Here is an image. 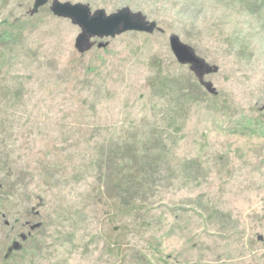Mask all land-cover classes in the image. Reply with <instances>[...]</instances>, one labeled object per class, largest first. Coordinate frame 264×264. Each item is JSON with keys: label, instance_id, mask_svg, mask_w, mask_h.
I'll return each instance as SVG.
<instances>
[{"label": "rangeland", "instance_id": "1", "mask_svg": "<svg viewBox=\"0 0 264 264\" xmlns=\"http://www.w3.org/2000/svg\"><path fill=\"white\" fill-rule=\"evenodd\" d=\"M53 1L0 0V264H264V0H59L156 23L83 53Z\"/></svg>", "mask_w": 264, "mask_h": 264}, {"label": "water", "instance_id": "2", "mask_svg": "<svg viewBox=\"0 0 264 264\" xmlns=\"http://www.w3.org/2000/svg\"><path fill=\"white\" fill-rule=\"evenodd\" d=\"M50 0H35L31 14L34 15L47 5ZM54 15L62 18H69L73 24L81 28V33L77 37L76 47L83 53L91 49L94 43L92 38L115 37L128 31L142 33H153L156 29L155 22H149L141 13H134L129 8L119 9L117 12L107 15L105 10L92 12L89 5L83 3L72 4L70 2H60L54 0L51 5ZM171 49L180 64H191L192 68L200 73V83L206 89L216 94V90L211 82H205L203 77L218 72L217 66H210L200 58L195 50L183 43L176 34L169 38ZM105 46L104 44L100 45ZM25 238V236H23Z\"/></svg>", "mask_w": 264, "mask_h": 264}, {"label": "trees", "instance_id": "3", "mask_svg": "<svg viewBox=\"0 0 264 264\" xmlns=\"http://www.w3.org/2000/svg\"><path fill=\"white\" fill-rule=\"evenodd\" d=\"M126 183H128V181ZM18 250H19L18 245H16V243L13 242V244L9 247V249L7 251V254H6V258L5 259H9Z\"/></svg>", "mask_w": 264, "mask_h": 264}]
</instances>
